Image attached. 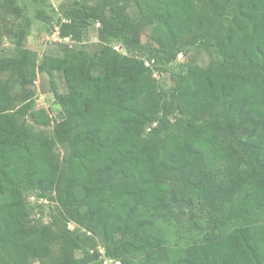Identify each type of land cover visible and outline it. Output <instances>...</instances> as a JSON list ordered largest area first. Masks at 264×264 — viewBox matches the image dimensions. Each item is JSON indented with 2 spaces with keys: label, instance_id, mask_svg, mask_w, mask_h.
Returning a JSON list of instances; mask_svg holds the SVG:
<instances>
[{
  "label": "trees",
  "instance_id": "16d2710c",
  "mask_svg": "<svg viewBox=\"0 0 264 264\" xmlns=\"http://www.w3.org/2000/svg\"><path fill=\"white\" fill-rule=\"evenodd\" d=\"M3 9L0 264H264V0Z\"/></svg>",
  "mask_w": 264,
  "mask_h": 264
},
{
  "label": "rangeland",
  "instance_id": "374dc122",
  "mask_svg": "<svg viewBox=\"0 0 264 264\" xmlns=\"http://www.w3.org/2000/svg\"><path fill=\"white\" fill-rule=\"evenodd\" d=\"M15 1V0H14ZM53 3L54 6H57L58 4H61L62 2H65V0H47V3ZM17 3H20V0H17ZM3 0H0V23H6L11 24L12 21V15L8 14L7 12L3 11ZM34 10L29 8V14L33 16ZM51 26H48L43 21H40L39 19L33 18L32 27L30 30V34L27 36L26 39V46L29 48H32L36 50L39 54V57H42L44 54L48 53H59L60 48V42H62V39L59 37L56 30L51 31ZM150 30H147L144 35L143 39L146 40L148 38ZM7 38V37H6ZM98 37L96 32L94 31L92 33V39L91 42H97ZM13 44L9 42V39H4L3 44L0 46V52L6 53L9 52L12 48ZM185 57L180 56V59L183 60ZM200 62L205 63V61L208 60V57L205 55H198L197 58ZM36 105L38 108H46L52 109V113L55 115L60 110V106L57 104H51V101L53 99V93L51 90V84L50 79L48 75L40 73L38 76V80L36 82ZM33 121V120H31ZM43 130L47 129V131H51L53 126H49L45 128L46 126H40ZM39 128V126H38ZM32 201L33 198H32ZM48 204V203H47ZM33 216L35 218H43L42 214L39 212H34ZM46 220V217H45ZM73 227V225H71ZM102 248L101 246H99ZM101 250V249H100ZM105 264H117L112 263L109 261H106Z\"/></svg>",
  "mask_w": 264,
  "mask_h": 264
}]
</instances>
